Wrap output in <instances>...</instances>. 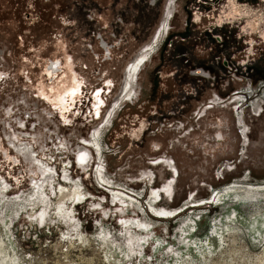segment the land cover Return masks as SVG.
<instances>
[{"label": "rangeland", "instance_id": "1", "mask_svg": "<svg viewBox=\"0 0 264 264\" xmlns=\"http://www.w3.org/2000/svg\"><path fill=\"white\" fill-rule=\"evenodd\" d=\"M164 1L0 0V140L12 150L9 133L26 139L56 184L48 199L30 200L36 161L20 154L13 167L0 151V264H264V198L251 196L264 185V0H232L234 18H224L231 0H177L138 94L113 104L130 59L162 23ZM66 61L85 94L83 111L72 107L60 125L35 85L55 63L61 70L42 78L61 75ZM96 90L101 118L84 108ZM99 131L97 157L85 139ZM80 146L92 157L85 171ZM166 180L167 191L153 195ZM60 184L86 197L63 204L67 214L55 207ZM150 207L169 215L155 218Z\"/></svg>", "mask_w": 264, "mask_h": 264}, {"label": "flooded vegetation", "instance_id": "2", "mask_svg": "<svg viewBox=\"0 0 264 264\" xmlns=\"http://www.w3.org/2000/svg\"><path fill=\"white\" fill-rule=\"evenodd\" d=\"M176 3H177V0H168V1L165 0L164 1L163 11H162V15H161V18L163 17L162 23L158 29L156 28V30L152 34L151 38L147 42H145L134 53V55L130 59V62L128 63L127 68L124 69V72L122 74L121 84H120V88H119V89H121V92L119 90L118 95L113 100V104L120 103L124 100H127L128 96H130V98H131V96H133V95L136 96V94H138V93H136V83H138V74H139L142 66L145 64V62L156 51L158 43L160 42L164 33L167 32V30L170 28V23H171L170 19L173 17V14L175 12ZM234 7H235L234 2L231 0L228 4V9H227V13H226L227 17H224V18H234V16L236 15L235 13L238 12L236 9H234ZM263 36H264V33H263ZM144 46H145V48L143 49ZM141 49H143V50L141 51ZM64 64H65V66H64V68H62V71H61L62 74L61 75L57 74L55 76V78L50 83L45 81V79L42 78V75L46 74V75L50 76V78H51L52 77L51 73L56 71V70L60 71L61 68L60 67L58 68L56 63L51 65L50 67H47L48 69L45 68L44 69L45 71L43 70L45 73H41L40 80L35 85V87L37 89V93L40 94V96H42L41 98L45 99L47 102L52 104L53 108L57 111L58 115L62 116L63 120L67 121L70 110L72 109V107L76 106L75 105L76 101L81 99L82 93H81V82H80L79 78L77 77V75L75 74V72L73 71L72 66L70 65V63L68 61L64 62ZM102 91L103 90H96L95 92L92 91L93 93H91V95L88 96V98H87V100H90L91 107L93 108V111L95 112V114L99 115V118L102 117L99 113L100 106H102V103L104 102V100H103L104 91L103 92ZM238 98H236V96H235L234 100L232 102H235L236 100H238ZM259 102H260V99L257 101L256 104H259ZM260 103L262 105V103H264V101L261 99ZM253 106H255V104ZM106 116H105L106 117L105 119L107 120L110 115L107 114ZM22 123H21V125H22ZM240 123H242V126L244 127L241 137H243V141H244L243 143L245 144L246 140L247 141L249 140V137H248V131H247L248 126L245 122L244 117L242 119H240ZM142 127H143V123L141 122V126L137 127L134 130V133L140 132ZM100 131L91 135L90 139H85V141H91L92 142V144H93L92 146H94L95 149H97V153L101 152L99 140L97 138V134L100 133ZM18 136L19 135L15 131H14V133L11 132L8 134V139H9L10 145L13 147V148H11L12 150L7 149L4 146H2V141L0 140V151L2 154L1 157L3 158L5 163H8L9 165L12 163L13 167H14V165L19 164L20 160H19L18 156H20V154H21V156L23 155L24 157H26V159L29 162L36 161L35 165L33 163L31 166V168H32L31 171L35 176L32 177V179H33L31 182L32 188L30 190L32 192V190L36 188L37 192H36V190H34L33 193L30 192L28 194V196H26V197L27 198L29 197L30 200H33L32 198H34L35 194L38 195V193H39L42 197L44 196L45 199H48L45 197L46 196V194H45L46 188L47 187L52 188V186H51L52 184L54 186L56 185L55 181L53 180V177H51V175L49 174L50 173V167L43 166L42 161L41 160L38 161L37 156H35L33 158L31 156V152L28 151L24 142H22V140H25V139H20V138H18ZM12 137H14V139ZM80 144H81V142H80ZM82 145H83V143H82ZM76 156H77L76 157V163H78L79 167H81L85 171L86 166L90 165L89 164L90 158H92L90 151L88 150L87 147L80 146V147H78V152H77ZM174 168H175V166L173 165L172 169L174 170ZM38 171L40 174L38 173ZM64 171L66 173L65 175L67 176L66 180L69 182V184L73 185L74 183H73V181H71V178H68L69 173L66 171V169H64ZM40 175H41V178L39 179ZM100 177L102 179V175H100ZM15 181L17 182L16 184H18V182H19L18 179H15ZM151 188L153 191L152 192L153 195L164 194L167 191V180L165 183H163V185L161 187H153L152 186ZM43 190H44V192H43ZM0 191H2V190L0 189ZM112 191L115 192L116 195H118V200L119 199L120 200H128V199H126V198H128V196L125 195L124 192L119 191L118 189L115 190V188H113ZM60 193H61V197H60L61 201L59 202V204H56L55 207L59 208L58 209L59 212H62L64 214H67V212H66V210H64L63 204H65L67 201H69L71 199H73V202H74L75 200H80V199L84 198V191H80L77 187H75V185L73 187V186H69L68 184H60L58 191L55 192V196H58ZM132 196L135 197L134 195H132ZM216 196H219V195L216 194ZM23 197H25V196H23ZM124 197H126V198H124ZM34 200H36V199H34ZM133 200L136 201L134 198H133ZM129 201H131V200H129ZM43 205H44V207H49L50 204H43ZM154 208H156V207L154 206ZM42 210H43V212H45L46 208H43ZM156 211H158V213L161 217H167V210L161 211L158 209ZM135 222L136 221H132V224H130L127 221V224H129L131 226L136 225Z\"/></svg>", "mask_w": 264, "mask_h": 264}, {"label": "bare ground", "instance_id": "3", "mask_svg": "<svg viewBox=\"0 0 264 264\" xmlns=\"http://www.w3.org/2000/svg\"><path fill=\"white\" fill-rule=\"evenodd\" d=\"M264 95V94H263ZM261 99H263V98H261ZM23 124L25 125V122L23 121ZM6 125V124H5ZM20 125L18 124V127H19ZM19 129H23V128H20L19 127ZM24 135H25V133H23ZM27 135H29V133L27 134V132H26V135L25 136H27ZM26 140V139H25ZM100 155V152L98 153V155L96 154V156L98 157ZM9 171H7L6 170V173H8ZM11 177V176H10ZM4 179H5V177H4ZM11 179H13L12 177H11ZM10 183V182H9ZM232 187V186H231ZM238 189V188H237ZM241 190V189H240ZM233 191H235V190H233V189H230V188H228V189H226V193H229V192H233ZM170 192V191H169ZM172 192V191H171ZM252 192V193H251ZM251 192H249V193H251V196H253L252 198H254V197H256V198H259V199H263L264 198V185H261V186H259L258 188H254L253 189V191H251ZM159 195V194H158ZM84 198H86V197H84ZM84 198H82V199H80V201L79 202H81L82 200H84ZM254 200V199H253ZM77 201H74V203H73V205L76 203ZM259 203V207H260V209L261 208H263V206H264V201L263 200H259L258 201ZM150 209L151 210H153L154 211V215H155V218H165V217H161L160 215H159V213H158V211H156V209H153V208H151L150 207ZM169 215V213L167 214V216ZM200 244V243H199ZM199 244H198V246H199ZM261 259H264V253H263V257L261 258Z\"/></svg>", "mask_w": 264, "mask_h": 264}, {"label": "built area", "instance_id": "4", "mask_svg": "<svg viewBox=\"0 0 264 264\" xmlns=\"http://www.w3.org/2000/svg\"><path fill=\"white\" fill-rule=\"evenodd\" d=\"M84 82H85V81L83 80L82 83H81L82 94L84 93V89L82 88V86H83V87L85 86ZM94 89H95V88H94ZM90 90H91V89H90ZM84 94H85V93H84ZM81 97H83V96H81ZM85 98L87 99V96H85ZM81 101H82V100H77V101H76V104H75L76 106L73 107L75 113H78L79 110H80V111H81V110L83 111V109L81 108V107H82V105H81V104H82ZM73 108H72V109H73ZM84 108L86 109V111H88V109H91V110H92V113H93V116L96 115L95 112L93 111V108H92V107L90 108V107H88V106H85ZM8 109H9V108H8ZM27 112H28L29 115H31L32 117H34V115L31 113L32 111H29V110H28ZM37 114H38V113H37ZM26 116H27V115H24V118H25ZM61 121H62V119H60V123H59L60 125H65V123H67V121L64 122V123L61 122ZM17 125H18V124H17ZM66 125H69V124H66ZM22 126H24L23 123H22ZM22 126H21V127H22ZM19 127H20V126H19ZM33 155L36 156L35 153H34ZM46 163H48V162L46 161L45 164H46ZM44 166H48V165L46 164V165H44Z\"/></svg>", "mask_w": 264, "mask_h": 264}, {"label": "crops", "instance_id": "5", "mask_svg": "<svg viewBox=\"0 0 264 264\" xmlns=\"http://www.w3.org/2000/svg\"><path fill=\"white\" fill-rule=\"evenodd\" d=\"M218 20H220V19H218Z\"/></svg>", "mask_w": 264, "mask_h": 264}]
</instances>
